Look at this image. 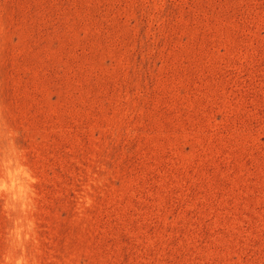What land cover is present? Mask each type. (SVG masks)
Wrapping results in <instances>:
<instances>
[{
    "label": "rangeland",
    "instance_id": "rangeland-1",
    "mask_svg": "<svg viewBox=\"0 0 264 264\" xmlns=\"http://www.w3.org/2000/svg\"><path fill=\"white\" fill-rule=\"evenodd\" d=\"M0 264H264V0H0Z\"/></svg>",
    "mask_w": 264,
    "mask_h": 264
}]
</instances>
